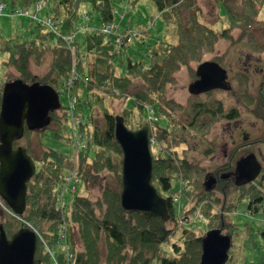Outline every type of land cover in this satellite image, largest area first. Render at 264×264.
<instances>
[{"label": "trees", "instance_id": "16d2710c", "mask_svg": "<svg viewBox=\"0 0 264 264\" xmlns=\"http://www.w3.org/2000/svg\"><path fill=\"white\" fill-rule=\"evenodd\" d=\"M45 1L51 2L48 21L33 27L27 40L11 39L0 46V114L4 90L17 79L28 86L51 87L59 95L62 89L70 94L74 84L82 82L88 99L76 103L81 112L88 111L80 129L87 138V146L83 145L74 158L52 149L40 150L39 155L34 151L31 141L34 132L51 129L67 114L75 117V109L65 108L61 103L58 110L49 112L48 128L30 131L25 127L24 137L14 142V148L26 142L23 147L32 157L36 171L27 184L23 215L15 216L10 209L5 213L1 225L8 239L24 227L33 229L38 236L35 264H54L50 252L59 264H103L102 245L106 248L104 264H202L206 236L187 228L181 231L178 242L172 240L173 235L196 211L206 220L208 234L232 228V218L244 200L249 216L264 213V168L256 180L245 186L239 187L235 181L248 148L264 144V135L256 141H250L245 135L243 144L225 152L226 165L210 175L208 168L191 160L190 143L204 141L219 124L240 118L237 106L226 108L217 97L220 91L232 95L237 104H244L264 124V74L255 93L250 91L245 72L236 73L226 89L191 94L185 103L170 98L168 89L177 83V74L183 68L190 71L194 78L192 85L195 84L200 77L193 65L215 54L221 40L229 42L225 56L241 43H246L250 53L264 56V43L253 31L261 23L264 0H215L226 11V27L222 31L201 20L205 15L199 0H153L163 20L175 26L178 42L158 41L145 58L130 57L125 72L120 75L118 68L124 66L123 61L116 65L114 59L121 55L128 38L116 39L120 48L117 51L111 36L116 12L114 0H2V3H9L15 13ZM82 9H87L86 13ZM84 14L87 18L96 14L101 26L94 33L84 32L85 57L82 58L75 35ZM106 26H110L109 33L103 32ZM32 34L36 36L31 37ZM49 57L48 70L37 75L33 67L42 68ZM3 66L8 69L4 76ZM137 82L143 87L131 92ZM128 97L135 104L131 109L121 106L116 111L106 103V100L111 105L116 101L124 103ZM98 113L103 127L96 120ZM118 116L130 130L150 125L151 140L156 147L152 152L153 184L168 201L170 219L167 222L152 214L125 213L121 209L123 154L115 139ZM210 153L214 149L206 151V155ZM71 173L88 190V196L91 187L104 179L105 174L112 175L118 187L106 183L96 199L76 195L67 208L62 191ZM226 175L228 179H224ZM211 178L216 183L209 187ZM177 184L180 199L183 194L186 199L184 206L192 208L184 207L178 217L172 195ZM248 228L255 231L253 227ZM258 235L264 239V226L258 229Z\"/></svg>", "mask_w": 264, "mask_h": 264}, {"label": "rangeland", "instance_id": "374dc122", "mask_svg": "<svg viewBox=\"0 0 264 264\" xmlns=\"http://www.w3.org/2000/svg\"><path fill=\"white\" fill-rule=\"evenodd\" d=\"M50 3L51 2L45 1L41 4V9L38 5L34 4L33 6L26 8V10H23L25 11L24 15L12 13L11 5L6 3V10L0 15V46H3L6 41L11 39H19L20 41L27 40L30 37L31 31H33V27H36L41 22L48 21V14L51 9ZM199 3L202 6L205 15V18H202L201 20L208 21L216 31H222L226 27V11L223 6L218 5L215 0H199ZM0 4H4L2 3V0H0ZM114 6L116 12L114 21L111 23L113 33L111 36L117 51H119L120 48L116 39L125 36L128 38L125 46L121 49V55L114 59L116 65H119L120 60L123 61L124 66L118 68V75L125 72L124 67H126L127 61L130 57L132 59L145 58L150 48L158 41H167L170 43L178 42L175 26L173 24H167L163 20L153 0H114ZM86 10L87 9H82V12L86 13ZM259 19L261 23L258 27L262 26V28L257 27L254 28L255 30L253 31L258 35L259 40L264 43V7L261 10ZM100 26L96 14H93L92 17L89 18L84 14L79 22V32L75 35V39L77 41L78 50L82 54V58L85 57L84 32L88 30L94 33ZM34 36H36V34L31 35V37ZM71 41L73 42L74 39L72 38ZM228 46V41L221 40L218 44L216 53L207 56L201 63L194 64L193 69L197 70L202 64L208 62L226 70L227 81L225 89L226 86L229 85V82L232 83V78H234L236 73L245 72L249 77L250 91L255 93L261 77L264 74V56L250 53L251 51L246 43H241L240 47L232 48L225 56L223 54H225ZM220 56L224 57L220 58ZM2 59H5V56H3ZM49 62L50 57L42 68L33 67L34 72L37 75L44 74L48 70ZM7 71V67L3 66L1 69L2 75L4 76ZM11 73L13 76L17 75L13 69H11ZM18 80L21 79L15 81ZM192 83H194L193 76L188 69L183 68L177 74V83L168 89L167 95L179 103H185L189 95H191L190 87L192 86ZM142 87V84L137 82L135 88L131 92ZM60 93L59 100L61 105L65 108H74L75 117L67 114L65 117H62L60 124L51 126V129L45 132H34L31 135V141L33 140V149L38 155L40 154V150L52 149L66 157L74 158L76 153L83 148V145L87 146V138L80 129L82 122L86 121L88 111L85 110L84 112H81L77 103L80 100L86 102L88 98L86 97V89L82 82L80 85L74 84V88L70 94L67 92V89H62ZM217 97L223 101L226 108L237 106L241 111V115L238 120L233 122L225 121L219 124L206 140H195L190 143L192 150L191 160L208 168L209 175L214 173L216 169L222 168L226 165L227 158L225 157V152L243 144L245 142V135H248L250 141H256L264 135L263 122L253 116L244 104H237L234 97L228 95L225 91L218 92ZM88 102L92 103L91 100ZM106 103L110 108L113 106L116 111H119L121 106L129 109L135 106L130 97H128L124 103L116 101L111 105L108 100H106ZM62 115L64 116V114ZM149 115L152 116L151 113ZM96 120L100 127L104 126L100 113L96 115ZM20 145L23 147L26 145V142L23 141ZM209 148L214 149V153L206 155V151ZM151 149L152 152L156 151V147L153 146L152 140ZM251 154L257 156L263 169L264 144L248 148L245 157ZM69 175L70 174H68V176ZM103 177L105 178H102L98 184L91 187L89 196L88 190L82 185V183H79V180L76 184L77 188L75 193H72L71 190L74 186H72L71 189L65 187L63 200L66 207L68 208L70 206L76 195L88 196L91 199H96L101 195L106 183L112 184L115 188L118 187L117 181L112 175L105 174ZM179 190L180 185L177 184L172 193L175 197L174 208L177 217L183 214L184 207L192 210V208L188 207L189 205L184 206L186 199L184 194L180 199V196L178 195ZM247 206V201H242L237 208L234 218H232L234 226L224 231L221 230L222 236H229L231 240V248L229 251L230 258L227 264H264V239L258 235V229L264 226V213L251 217L247 214ZM8 209L9 208H6L5 206V202L0 198V225L3 223L5 213L7 214V212H10ZM194 213H196L195 216L192 214L189 215L187 223H182L180 225V230L176 231L173 235V241L178 242L177 239L180 237L183 228L194 230L198 234L207 236L208 231L206 220L200 216L197 211ZM248 226L253 227L255 231L252 232ZM165 247L168 249L169 245ZM101 251L102 262L104 264L106 256L105 245H102ZM50 254L52 255L53 263L59 264L57 258L54 259V254L51 252Z\"/></svg>", "mask_w": 264, "mask_h": 264}, {"label": "water", "instance_id": "95a60500", "mask_svg": "<svg viewBox=\"0 0 264 264\" xmlns=\"http://www.w3.org/2000/svg\"><path fill=\"white\" fill-rule=\"evenodd\" d=\"M200 79L190 87V94L200 95L215 89H225L226 70L212 63L198 68ZM60 108L59 94L51 87L28 86L22 80L6 86L0 114V198L15 216L26 209L27 184L36 171L27 149L14 148L22 140L25 127L42 130L51 124L49 112ZM115 139L121 148L120 206L123 212L152 214L163 221L170 219L169 204L153 184L154 157L151 149V129L146 124L139 130L126 127L122 117H116ZM262 166L256 155L245 157L239 164L236 185L245 186L258 178ZM229 175L224 176L228 179ZM216 179L211 178L212 187ZM38 236L24 227L8 239L0 225V264H35ZM231 240L221 230L211 231L203 242L202 264H227Z\"/></svg>", "mask_w": 264, "mask_h": 264}, {"label": "built area", "instance_id": "2783aa9c", "mask_svg": "<svg viewBox=\"0 0 264 264\" xmlns=\"http://www.w3.org/2000/svg\"><path fill=\"white\" fill-rule=\"evenodd\" d=\"M42 3H39L38 4V7L41 9L42 6H41ZM6 10V7L4 4H0V15L2 13H4V11ZM15 14H18V15H24L25 14V11L23 10H17L15 12ZM48 25H50V23H48ZM111 31L110 29V26H106V27H103V32L105 33H109ZM120 42V41H119ZM67 182L65 184V187L68 188V189H71L72 186H74L72 190V193H75L76 192V184L78 183V178L76 177L75 173H71L67 178H66ZM63 194H64V189L62 191V198H63Z\"/></svg>", "mask_w": 264, "mask_h": 264}, {"label": "flooded vegetation", "instance_id": "af4514ba", "mask_svg": "<svg viewBox=\"0 0 264 264\" xmlns=\"http://www.w3.org/2000/svg\"><path fill=\"white\" fill-rule=\"evenodd\" d=\"M48 128V127H47Z\"/></svg>", "mask_w": 264, "mask_h": 264}]
</instances>
